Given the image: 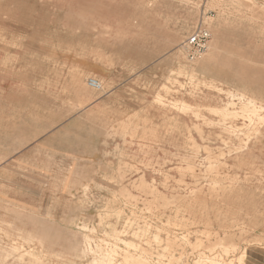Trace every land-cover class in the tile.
<instances>
[{
  "label": "rangeland",
  "instance_id": "374dc122",
  "mask_svg": "<svg viewBox=\"0 0 264 264\" xmlns=\"http://www.w3.org/2000/svg\"><path fill=\"white\" fill-rule=\"evenodd\" d=\"M101 260L264 264V0H0V264Z\"/></svg>",
  "mask_w": 264,
  "mask_h": 264
},
{
  "label": "bare ground",
  "instance_id": "6f19581e",
  "mask_svg": "<svg viewBox=\"0 0 264 264\" xmlns=\"http://www.w3.org/2000/svg\"><path fill=\"white\" fill-rule=\"evenodd\" d=\"M178 75H186V73H187V69L186 68H184L183 70H179L178 72ZM90 79H92V78H90ZM92 80H94L95 82H96V88H93L94 90H96V91H100V92H102L103 91V86H102V84H101V82L99 81V80H97V79H92ZM205 85H207V83L206 82H204V81H200V82H198V83H196L195 82V79H194V77L193 76H189V78H188V89H189V92L190 91H200L198 88H199V86H205ZM208 85H210V84H208ZM167 89V87L166 86H163V90H166ZM201 92V91H200ZM187 93H188V91H187ZM238 100H243L244 99V96L243 95H241V94H237V95H234ZM162 97L159 95V97H158V99L160 100ZM234 103H231V104H229L228 106H226V107H214V106H211V107H209L208 108V110L210 111V112H213V113H215V114H217V115H221V118H220V120L218 121V124H216V126H218V127H222L223 128V131L224 132H228V131H234L235 132V130H234V128L232 127V126H227V122L231 119V117L232 116H234V114H235V112H234V109H232V110H230V106H233L234 107ZM241 105L242 106H246V107H248V108H250L251 110H249L248 112H246V114H247V116H249V119H251V117H252V114H254V113H256L257 112V110H260L261 109V107H259V106H257V104L255 103V102H253V101H250V100H245V101H242V103H241ZM187 107H191V106H187ZM186 107V108H187ZM185 111V110H184ZM200 117V116H199ZM252 119H253V117H252ZM213 123H211L210 124V126L212 125ZM214 125V124H213ZM212 125V126H213ZM197 130L198 129H200L199 127H197L196 128ZM181 130V129H180ZM184 131L185 130H181L180 132H179V134H181V135H183V133H184ZM178 138L177 137H172V138H168L164 143L166 144V145H168V146H173V145H175L176 143H177V140ZM191 139V138H190ZM224 142V141H223ZM235 159H239V158H237V156L235 157ZM243 159V158H242ZM203 255H205V254H203ZM204 258H208V256H206L205 255V257ZM101 264H104L105 263V260H101V261H99ZM217 262H214V264H216Z\"/></svg>",
  "mask_w": 264,
  "mask_h": 264
},
{
  "label": "built area",
  "instance_id": "2783aa9c",
  "mask_svg": "<svg viewBox=\"0 0 264 264\" xmlns=\"http://www.w3.org/2000/svg\"><path fill=\"white\" fill-rule=\"evenodd\" d=\"M209 39L210 32L199 25L183 42L182 49L186 53V58L190 61L198 59L206 51ZM87 85L96 88V82L92 79H88Z\"/></svg>",
  "mask_w": 264,
  "mask_h": 264
},
{
  "label": "crops",
  "instance_id": "0c3cea01",
  "mask_svg": "<svg viewBox=\"0 0 264 264\" xmlns=\"http://www.w3.org/2000/svg\"><path fill=\"white\" fill-rule=\"evenodd\" d=\"M88 81V80H87ZM103 86V85H102ZM102 92H104V89H103V91ZM167 140V139H166ZM246 161H247V159L245 158V160L243 161L244 163H246Z\"/></svg>",
  "mask_w": 264,
  "mask_h": 264
}]
</instances>
